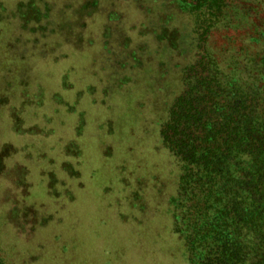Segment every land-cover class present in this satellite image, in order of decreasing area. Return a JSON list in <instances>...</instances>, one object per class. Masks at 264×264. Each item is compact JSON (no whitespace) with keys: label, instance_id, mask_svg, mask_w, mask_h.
<instances>
[{"label":"rangeland","instance_id":"rangeland-1","mask_svg":"<svg viewBox=\"0 0 264 264\" xmlns=\"http://www.w3.org/2000/svg\"><path fill=\"white\" fill-rule=\"evenodd\" d=\"M194 45L176 0H0L6 264H188L159 131Z\"/></svg>","mask_w":264,"mask_h":264},{"label":"trees","instance_id":"trees-1","mask_svg":"<svg viewBox=\"0 0 264 264\" xmlns=\"http://www.w3.org/2000/svg\"><path fill=\"white\" fill-rule=\"evenodd\" d=\"M176 1L195 45L159 131L179 169L173 232L188 264H264V0Z\"/></svg>","mask_w":264,"mask_h":264}]
</instances>
